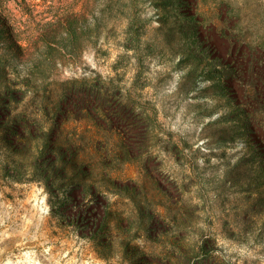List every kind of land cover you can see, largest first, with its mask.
I'll return each instance as SVG.
<instances>
[{
    "label": "rangeland",
    "instance_id": "obj_1",
    "mask_svg": "<svg viewBox=\"0 0 264 264\" xmlns=\"http://www.w3.org/2000/svg\"><path fill=\"white\" fill-rule=\"evenodd\" d=\"M259 72L264 0H0V264H187L203 242L208 264H264ZM83 78L118 86L151 132L95 205L56 164L73 152L46 115ZM95 133L68 125L78 143Z\"/></svg>",
    "mask_w": 264,
    "mask_h": 264
},
{
    "label": "trees",
    "instance_id": "obj_2",
    "mask_svg": "<svg viewBox=\"0 0 264 264\" xmlns=\"http://www.w3.org/2000/svg\"><path fill=\"white\" fill-rule=\"evenodd\" d=\"M85 17L84 13L78 19L83 22ZM261 76L264 78V72H259V77ZM260 82L264 84V80ZM8 94V91L0 93V105L10 104L11 98L9 99ZM47 100L49 103L46 108L49 109L46 115L58 110L56 122L61 129L60 139L55 140L58 149L63 154L64 146H69L73 152V159L56 158L55 162L72 172L69 180L74 196L82 198L83 201L88 200V205H95L99 199L106 198V195L112 192L111 188L115 183L114 172L117 168L134 163L149 153V122L141 113L136 112L135 104L118 86L112 90L100 79L67 81L61 93ZM259 103L264 104V85L261 88ZM7 120V117H2L0 126ZM74 121L85 122L96 128V133L89 137L87 143H78L67 136L68 125ZM90 207L94 210L92 226L97 225L96 230H99L107 212ZM106 207L111 209L109 202ZM212 248L208 242L187 246V264H199L202 261L208 264L210 259L214 258L215 249ZM167 259L171 263L173 258L168 255Z\"/></svg>",
    "mask_w": 264,
    "mask_h": 264
},
{
    "label": "bare ground",
    "instance_id": "obj_3",
    "mask_svg": "<svg viewBox=\"0 0 264 264\" xmlns=\"http://www.w3.org/2000/svg\"><path fill=\"white\" fill-rule=\"evenodd\" d=\"M263 90V89H262Z\"/></svg>",
    "mask_w": 264,
    "mask_h": 264
}]
</instances>
